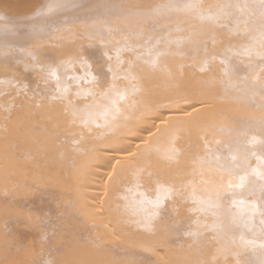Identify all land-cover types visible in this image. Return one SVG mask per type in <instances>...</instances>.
<instances>
[{"label": "bare ground", "instance_id": "bare-ground-1", "mask_svg": "<svg viewBox=\"0 0 264 264\" xmlns=\"http://www.w3.org/2000/svg\"><path fill=\"white\" fill-rule=\"evenodd\" d=\"M0 18V264H264L261 0Z\"/></svg>", "mask_w": 264, "mask_h": 264}, {"label": "snow or ice", "instance_id": "snow-or-ice-1", "mask_svg": "<svg viewBox=\"0 0 264 264\" xmlns=\"http://www.w3.org/2000/svg\"><path fill=\"white\" fill-rule=\"evenodd\" d=\"M181 6H183V7H190L191 5H190V4H187V3H184V4H182ZM261 10H262V15H264V0H261ZM48 11H51V7H49V8L47 9V11L40 12V14H42V15H46ZM0 19H2V18H0ZM210 19H211V17H210ZM261 38L264 39V32L261 33ZM261 61H262V63H264V56H261ZM223 62H224V60H222V63H223ZM110 71H111V69H110ZM49 75H50V76H55L56 74H55L54 71H50ZM64 91L66 92L67 89H65ZM78 95H79V94H78ZM105 95H107V93H106ZM113 108H114L115 113L118 114V113H119V108H116L114 103H113ZM74 115H75V114H74ZM91 115H92V113H90V112H89V113H86V116H87L88 118H91ZM84 122H85V124H87V119H85ZM98 126H99V125H97V127H98ZM260 128H261V132L264 133V122H261V124H260ZM252 142H253V143H261V144H264V140L256 141V140H255V137H253V141H252ZM225 159H226V160H230V161H232L233 163L236 162V157H235L234 155H230L229 157H227V158H225ZM215 160H216V163L219 164V162H220V160H221V157H220V156H216V157H215ZM260 162H261V163H264V161H260ZM221 167H223V165H221ZM227 171H228V174H229V175H235V174H237L238 169H236V168H232V169H227ZM252 175H253V176H257L260 180L264 181V172L257 173L256 170L253 169V170H252ZM246 179H247V176H246V175H245V176H241V177H240V182H239V184L236 185V187H237L238 189H240L241 192H243V190H244V188H245V181H246ZM232 187H233V185H232L231 183H229V184H228V188L231 189ZM261 191L264 192V187L261 188ZM225 195H234V193H228V192H226ZM235 203H236V202L233 201V206H235ZM240 203H243V201H240ZM261 204L264 205V199L261 200ZM155 206H157V207L160 206V200H159V199H157V201L155 202ZM256 212H257V209L254 207V208H253V211L250 213V215L254 217V216L256 215ZM259 215H260V218H261V219H260V224L262 225V232H264V210H260V211H259ZM262 247H264V245H262Z\"/></svg>", "mask_w": 264, "mask_h": 264}]
</instances>
